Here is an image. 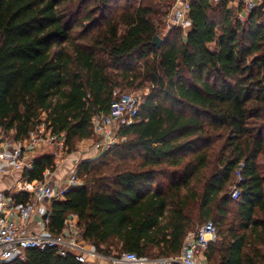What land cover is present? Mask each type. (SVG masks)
<instances>
[{"label":"trees","instance_id":"16d2710c","mask_svg":"<svg viewBox=\"0 0 264 264\" xmlns=\"http://www.w3.org/2000/svg\"><path fill=\"white\" fill-rule=\"evenodd\" d=\"M175 3L0 0V136L24 140L44 124L73 154L117 90L147 88L120 142L77 164L83 183L50 204L49 230L62 234L74 216L106 256L159 258L213 221L210 264H264V3L242 22L228 0H194L187 36L163 22ZM47 169H57L51 147L23 177ZM2 264L84 263L47 247Z\"/></svg>","mask_w":264,"mask_h":264},{"label":"built area","instance_id":"2783aa9c","mask_svg":"<svg viewBox=\"0 0 264 264\" xmlns=\"http://www.w3.org/2000/svg\"><path fill=\"white\" fill-rule=\"evenodd\" d=\"M193 1L176 0L173 8L163 18L164 24L169 28H180L184 36H187L192 26L191 4ZM228 1L236 10L237 20L242 22L246 21L250 11L264 3V0ZM120 92V90L116 91L118 97L113 102L109 114L95 117V132L102 138L96 146L102 149V153L114 148L118 143L109 136L112 126L118 125L120 128L121 125H130L139 115L140 101L129 92ZM44 141L55 145V155L59 156L58 158L68 155H63L66 152L64 140L46 132L44 124L32 131L24 140L16 141L1 135L0 161H3L1 170L6 173L18 169L23 172L26 169H32L36 157L28 159L26 149ZM59 163L60 161L56 158L57 167ZM75 163L77 165L78 161L76 160ZM244 167L245 162H240L236 181L231 189L233 199L242 196L239 183L243 180ZM55 171L47 169L42 179L33 181L28 177H22L16 182V191L10 189L0 192V264L16 256L25 259L29 248L45 249L47 247H56L58 253L63 256L73 253L84 264H210L206 257V250L210 242L217 238V226L213 221H208L191 231L179 255L159 258L140 256L135 252H124L120 256H106L80 238V229L74 216L68 219L62 234H53L48 226L50 206L47 204L63 198L70 189L83 183L76 168L63 180L55 179ZM19 192L27 193L28 198L19 200L15 196ZM43 202L44 205H42ZM35 212L41 214V229L37 233H29L27 228Z\"/></svg>","mask_w":264,"mask_h":264},{"label":"crops","instance_id":"0c3cea01","mask_svg":"<svg viewBox=\"0 0 264 264\" xmlns=\"http://www.w3.org/2000/svg\"><path fill=\"white\" fill-rule=\"evenodd\" d=\"M116 127H117L116 125H113L112 131H113V128H116ZM92 139H86V140H83V142L84 141L91 142ZM52 145L53 144H50L49 142L44 141V142H40L39 145L37 146L29 147L26 149V157L28 159H31L33 156L37 157L39 154L43 153L48 146H52ZM97 149H98L99 155H101L102 153L100 152V148L97 147ZM92 152L93 150H88L85 154L82 153V156L73 153V154H68L67 156H64L62 158H57L60 161V163L55 171V179L57 180L65 179L76 168L77 166L75 163L76 160L78 161V163H80L81 161L95 158V157L86 155ZM99 155H97L96 157H98ZM2 163L3 161H0V192L12 189L16 185L15 182L22 179L23 173H24L23 170H19V169L5 173L1 170ZM44 204L45 203L43 202L42 205ZM47 205L50 206V204H47ZM41 218L42 217L39 212H35L33 214L30 220V223L28 225V228H27L29 233L39 232V230L41 229V222H40ZM74 218L77 219L76 217Z\"/></svg>","mask_w":264,"mask_h":264},{"label":"rangeland","instance_id":"374dc122","mask_svg":"<svg viewBox=\"0 0 264 264\" xmlns=\"http://www.w3.org/2000/svg\"><path fill=\"white\" fill-rule=\"evenodd\" d=\"M211 48L212 49H216V47H215L214 44L211 45ZM124 92L131 93L137 100L140 101V103H142V100H143L145 94L148 92V89L147 88H144V89H139V90H132V89L131 90H122L120 93H124ZM116 126H117L116 128H113V131L111 130V133H110L109 136L111 138H113L114 142H118L119 143L120 142V138L117 136V133H118V129L119 128H118V125H116ZM99 140L101 141L102 138L96 135L92 139L91 142H85V141L83 142V141H81L78 144V149L74 153L77 154V155H81L82 156V153L85 154L88 150H93L92 153H89V154H86V155L92 156V157H95L96 158V156L99 155L98 149L96 147V143L99 142ZM52 146H48L47 148H49V147L53 148L54 146L53 147ZM55 152H56V148L54 147V153ZM100 152L102 153V149H100ZM67 154H68V152L66 151L63 155H67ZM58 157L59 156L56 155V158H58ZM14 189H15V186L12 188V190H14ZM15 191H16V189H15ZM88 245H90V244H88Z\"/></svg>","mask_w":264,"mask_h":264},{"label":"water","instance_id":"95a60500","mask_svg":"<svg viewBox=\"0 0 264 264\" xmlns=\"http://www.w3.org/2000/svg\"><path fill=\"white\" fill-rule=\"evenodd\" d=\"M163 38L160 35H156L154 38V44L157 46H161Z\"/></svg>","mask_w":264,"mask_h":264}]
</instances>
